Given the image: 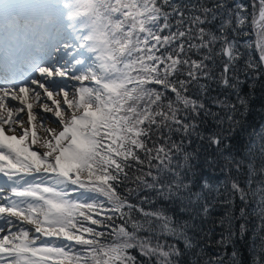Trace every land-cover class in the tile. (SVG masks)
<instances>
[{"label": "snow or ice", "instance_id": "6c2138e0", "mask_svg": "<svg viewBox=\"0 0 264 264\" xmlns=\"http://www.w3.org/2000/svg\"><path fill=\"white\" fill-rule=\"evenodd\" d=\"M0 58L36 73L0 78V264H241L250 230L264 264V0H0Z\"/></svg>", "mask_w": 264, "mask_h": 264}, {"label": "trees", "instance_id": "16d2710c", "mask_svg": "<svg viewBox=\"0 0 264 264\" xmlns=\"http://www.w3.org/2000/svg\"><path fill=\"white\" fill-rule=\"evenodd\" d=\"M240 2L245 3V4H249L250 5V0H240ZM229 5H231L232 0H228ZM250 10V8H249ZM232 99H234V97H232ZM261 122V116L259 114V105H257L253 110L252 113L249 117L248 123L253 125V126H258L259 123ZM220 179H223V175L221 174L219 176ZM241 179H243V177H241ZM237 205L239 207V202H237ZM223 208L221 206H217V208L215 209L214 213H213V219L219 217L222 214ZM237 215H238V211H237ZM211 220L208 221V223L204 224L203 227L205 229H207L210 225H211ZM251 227H254V225H250V229ZM216 232H219V229L216 230ZM250 237H251V230L248 233V238L245 241H238L237 242V250L240 253V260H241V264H251V254L248 250V245L250 243ZM219 236L218 234L216 236L213 237V240L218 239ZM211 251V249H210Z\"/></svg>", "mask_w": 264, "mask_h": 264}, {"label": "bare ground", "instance_id": "6f19581e", "mask_svg": "<svg viewBox=\"0 0 264 264\" xmlns=\"http://www.w3.org/2000/svg\"><path fill=\"white\" fill-rule=\"evenodd\" d=\"M29 75H36L35 72H33V70L31 71V73H29ZM26 119V117H25ZM54 125H52L50 122H48V127H53ZM39 130V129H38Z\"/></svg>", "mask_w": 264, "mask_h": 264}]
</instances>
